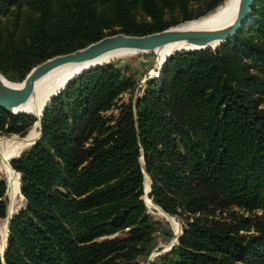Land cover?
I'll return each mask as SVG.
<instances>
[{
	"label": "trees",
	"instance_id": "1",
	"mask_svg": "<svg viewBox=\"0 0 264 264\" xmlns=\"http://www.w3.org/2000/svg\"><path fill=\"white\" fill-rule=\"evenodd\" d=\"M233 2L0 0V75L20 83L104 37L157 33ZM137 84L111 62L47 104L40 138L9 163L24 208L0 264H138L158 233L171 236L147 213L140 157L148 197L183 223L178 243L150 264H264L261 216L215 217L264 211V0L215 51L173 54L134 96ZM36 122L0 110V135L24 138Z\"/></svg>",
	"mask_w": 264,
	"mask_h": 264
},
{
	"label": "water",
	"instance_id": "2",
	"mask_svg": "<svg viewBox=\"0 0 264 264\" xmlns=\"http://www.w3.org/2000/svg\"><path fill=\"white\" fill-rule=\"evenodd\" d=\"M252 5H253V0H239L235 18L231 23L221 28H215V29H195V28H184V27L180 28L178 27L179 25H177L175 27H171L157 33L148 34L139 37L127 36L123 34H114L112 36L104 37L95 43L89 44L83 49L76 50L69 54L55 56L33 67L25 76V78L20 82L18 87L11 86L10 82L5 80L0 75V110L13 116L18 115L13 113L12 109L19 106L21 103L25 102V100L28 98L29 94L32 91L33 82L37 78H39L40 76L51 70L52 68L57 67L59 65L66 63H77V62L87 61L105 52L114 51V50H128L135 53L148 54L151 53L154 49L169 43H180L181 45L195 48L189 51H177L176 53H174V54H181V53H189V52L207 51L209 49H207L206 46L209 43L219 42V44L215 49L210 50V51H215L221 45L227 43L230 39H232L241 29H243L247 25L249 21L250 9ZM103 65L105 64L95 65L93 67L88 68L87 70H84L83 72H80V74H78L77 76L73 77L70 81H68L64 85V87H66L71 81H73L76 77L80 76L81 74L97 69ZM161 68L158 71L159 75L161 73ZM149 79L152 78L148 77L144 79L141 83H144ZM62 89H60L56 94L50 97L47 104L50 103L57 95H59ZM47 104L44 106L43 111L47 107ZM134 106L135 105H133V107ZM43 111L41 112V115L43 114ZM38 127H39V136L31 145H33L41 136V129L39 122H38ZM139 163H140L141 173L143 175V181L145 180V178L148 180V177L145 174L141 157L139 159ZM19 181H20V177H19ZM150 187L151 185L149 183L148 193ZM149 200L152 203L151 198H149ZM12 216L13 215L9 216L8 218L6 238L8 234L9 223ZM180 235H181V231L177 234L175 232L173 238V240L175 239V241L172 240L169 243V245L165 247L164 250H161L160 252L154 254L152 257H156L168 252L174 245L178 243ZM5 249L6 247H4L3 251L0 253L1 260Z\"/></svg>",
	"mask_w": 264,
	"mask_h": 264
},
{
	"label": "bare ground",
	"instance_id": "3",
	"mask_svg": "<svg viewBox=\"0 0 264 264\" xmlns=\"http://www.w3.org/2000/svg\"><path fill=\"white\" fill-rule=\"evenodd\" d=\"M238 2L239 0H235V2H233V4L229 8L223 10L214 17L208 18L195 24L185 25L184 23L179 25L178 27L195 29H215L224 27L231 23L235 18ZM218 44L219 42H212L209 43L206 48L209 50H213L217 47ZM193 49L195 48L184 46L180 43H169L154 49L151 53H153L156 57L157 69H160L163 66L164 60L171 54L173 55L177 51H189ZM121 51L132 52L128 50H114L100 54L99 56L87 61L77 63H66L52 68L33 82L32 91L29 94L28 98L25 100V102L13 108L12 112L18 115H31L36 118L37 122L34 124L31 130L35 133L39 128L38 122L42 116L41 112L43 111V108L47 104L50 97L56 94L60 89L64 87V85L68 81L80 74V72H83L84 70H87L88 68L93 67L95 65H107L108 63L106 62H108L114 57V55ZM156 74L157 73H155V75ZM10 84L13 87L19 86V84L16 85L11 82ZM37 138H35V136H33L32 133L30 134L29 132L25 139H19L14 137L9 139L6 138L0 141V161L2 163L3 170L5 171L6 178L8 181L10 198V202L7 209V216L4 221L0 223V226H2L3 228V232L1 231L2 234L0 243V253L3 251L4 247H6V231L8 225V218L9 216L14 215L18 199H23L19 193V174L15 173L13 169H11L9 163L11 159L13 160L16 158H11L16 152L31 146V144Z\"/></svg>",
	"mask_w": 264,
	"mask_h": 264
},
{
	"label": "rangeland",
	"instance_id": "4",
	"mask_svg": "<svg viewBox=\"0 0 264 264\" xmlns=\"http://www.w3.org/2000/svg\"><path fill=\"white\" fill-rule=\"evenodd\" d=\"M229 7L230 6L225 7L220 12H222L223 10H225ZM220 12H218V13H220ZM218 13L214 14L211 17H214ZM211 17H208V18H211ZM204 18L205 17L201 18L202 20L198 19V20H194V21L185 23V25L195 24V23L201 22L203 20H206ZM111 62H114L117 67H120L123 69L126 68L128 72H131V74L133 75V77L135 78V80L138 83L136 86V89L134 91V96L138 93V90L140 88H142L143 84L145 83V82L141 83L144 79H146L148 77H151V78H158L159 77V74H158L159 69H157L156 57L153 53L143 54V53L121 51V52L117 53L116 55H114V57L106 63H111ZM155 73H157V74L155 75ZM13 84L17 85L20 83H13ZM139 92H141V89L139 90ZM127 97H128L127 95H124L122 97V99L125 101L127 99ZM262 104L264 105V102ZM112 114L115 115V112H113ZM33 125L28 129L24 138H20V137L15 136V135H10V136L0 135V141L4 140L6 138L9 139V138H14V137L19 138V139H25V137L28 135L29 132H30V134L32 133V135L35 136V138H37L39 135V128L34 133L33 131H31ZM29 147L24 148L23 150L16 152L17 154L15 153L14 156H12L11 158L19 156V154H21L23 151L27 150ZM15 173H17V172H15ZM0 180H2L3 182L5 181L4 184L6 183V193L4 192L3 199L5 201V204H7V209H8V205L10 202L9 186H8V181L6 178L5 171L3 170V166H2L1 161H0ZM148 185H149V182L145 178L144 183H143V187H144L143 201L145 203L147 213H148V215L152 221L161 222L160 231L162 233L169 234L171 236L169 239L165 240L164 239L165 237L158 233L155 237V241H154L153 245L151 246L150 250L147 253V256L144 259H140L138 264H150L157 257V256L156 257H152V256L154 254L160 252L161 250H164L165 247H167L169 245V243L174 238L175 232L177 234L181 231V234H182V228H183V223L178 218L170 217L168 215L163 214L156 206H154L150 202L149 197H148ZM23 208H24V200L18 199L14 215L16 213H18L19 211H21ZM230 211H236L238 214L242 215L243 217L253 218L254 216H261L264 219V211L256 210L253 212H244L242 210H239V209H236L233 207L227 209V211L221 213V215L215 214V217L216 218H219V217L225 218V217H227V213H229ZM6 216H7V210H6ZM4 219H0V223L2 221H4ZM1 231L3 232L2 226H0V243H1V234H2ZM113 237H110V238H113ZM173 241H175V239Z\"/></svg>",
	"mask_w": 264,
	"mask_h": 264
}]
</instances>
